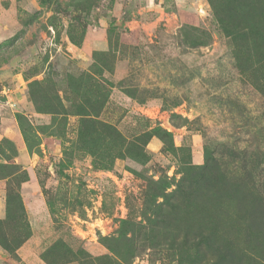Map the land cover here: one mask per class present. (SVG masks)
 <instances>
[{
  "label": "rangeland",
  "instance_id": "374dc122",
  "mask_svg": "<svg viewBox=\"0 0 264 264\" xmlns=\"http://www.w3.org/2000/svg\"><path fill=\"white\" fill-rule=\"evenodd\" d=\"M0 264H264V0H0Z\"/></svg>",
  "mask_w": 264,
  "mask_h": 264
}]
</instances>
